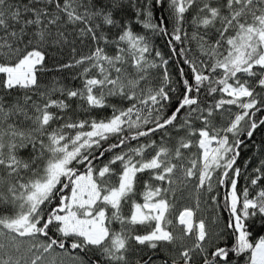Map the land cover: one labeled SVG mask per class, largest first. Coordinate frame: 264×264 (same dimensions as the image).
<instances>
[{"label": "snow or ice", "instance_id": "obj_1", "mask_svg": "<svg viewBox=\"0 0 264 264\" xmlns=\"http://www.w3.org/2000/svg\"><path fill=\"white\" fill-rule=\"evenodd\" d=\"M262 129L264 0H0V264H264Z\"/></svg>", "mask_w": 264, "mask_h": 264}, {"label": "trees", "instance_id": "obj_2", "mask_svg": "<svg viewBox=\"0 0 264 264\" xmlns=\"http://www.w3.org/2000/svg\"><path fill=\"white\" fill-rule=\"evenodd\" d=\"M193 15V12H190L188 13V19L191 20V16ZM137 30L139 31L140 29L137 28ZM189 32H191V28L189 27ZM155 43L161 47V49L167 53L168 52V49L167 47L164 46V43L162 40H156ZM86 50V49H85ZM186 67V66H185ZM170 70L173 72V75H175V72H176V65L174 62L170 61ZM52 76H56L58 78L61 79V82L62 83H65L69 86H79V83L80 81L79 80H73L71 78V76L68 75L67 72H64V73H56V72H52V73H49L48 74V78L52 77ZM47 79V78H46ZM116 102V101H114ZM73 106L75 107V102H73ZM264 138V129L262 130H259L256 135H255V141L257 142V144H259V142L261 141V139ZM258 155V153H256L255 149L249 147V148H245L242 150V153H241V158L238 160V164L243 167L245 161L249 160V158H252L250 160V163H249V166H248V169L247 171L248 172H251L252 168L256 167L259 163L258 159L256 158V156ZM262 183H264V181H262ZM240 184L241 186L244 184V180L243 178H241V181H240ZM185 197H187V193L184 194ZM190 201L187 200V199H184L181 201V203L178 205V207H182L183 205L185 204H188ZM206 207L205 205L202 204V208ZM205 215H208L209 217H211L212 215H214L215 213L213 212V210L210 208V207H207L206 208V211L204 213ZM221 219H222V222L223 221H226L227 220V213L221 211Z\"/></svg>", "mask_w": 264, "mask_h": 264}]
</instances>
